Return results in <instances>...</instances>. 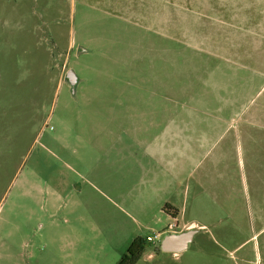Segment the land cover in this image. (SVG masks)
Masks as SVG:
<instances>
[{
  "label": "rangeland",
  "instance_id": "374dc122",
  "mask_svg": "<svg viewBox=\"0 0 264 264\" xmlns=\"http://www.w3.org/2000/svg\"><path fill=\"white\" fill-rule=\"evenodd\" d=\"M127 110L121 129L157 112L204 138L197 190L210 177L230 196L200 201L248 227L264 207V0H0V264L117 263L125 217L80 159L111 144L95 114Z\"/></svg>",
  "mask_w": 264,
  "mask_h": 264
},
{
  "label": "crops",
  "instance_id": "0c3cea01",
  "mask_svg": "<svg viewBox=\"0 0 264 264\" xmlns=\"http://www.w3.org/2000/svg\"><path fill=\"white\" fill-rule=\"evenodd\" d=\"M89 115L93 118V114ZM95 116L97 120L111 121L113 128L106 130L111 131L112 141L106 145L96 139L97 144L89 147L91 151L96 150L97 156L91 164L80 159L81 170L83 181L106 195L111 205L108 212L125 217L122 219L125 233L116 243L117 249L126 250L137 236L160 233V239L153 242V250L147 255L144 252L138 264H264V207L250 210L253 217L247 227L238 217L242 210L205 205L200 201L230 196L229 192L215 190V179L207 177L210 167L204 175L206 190L203 193L197 190L200 178L194 177L192 172L198 165L197 156L204 138L196 143L185 137L177 115L171 116L169 123L168 114L150 112L151 121L140 133L136 124L130 127L128 123L129 127L121 129L118 122L120 118H136L135 111L102 112ZM68 165L74 169L73 165ZM73 187H78V183ZM165 204L177 209L176 216L164 208ZM189 229L196 232L186 249L179 252L161 249L166 233Z\"/></svg>",
  "mask_w": 264,
  "mask_h": 264
},
{
  "label": "water",
  "instance_id": "95a60500",
  "mask_svg": "<svg viewBox=\"0 0 264 264\" xmlns=\"http://www.w3.org/2000/svg\"><path fill=\"white\" fill-rule=\"evenodd\" d=\"M65 81L71 86L73 92H75L78 77L74 69H69L66 72ZM196 230L189 229L184 232H170L166 233L161 240V249L163 251H173L179 252L183 249H186L189 244L193 241V236L195 235Z\"/></svg>",
  "mask_w": 264,
  "mask_h": 264
},
{
  "label": "trees",
  "instance_id": "16d2710c",
  "mask_svg": "<svg viewBox=\"0 0 264 264\" xmlns=\"http://www.w3.org/2000/svg\"><path fill=\"white\" fill-rule=\"evenodd\" d=\"M164 208L169 213L176 216L177 209L171 206V204H165ZM149 242L151 241H149L147 237H143V236L135 237L130 242L127 249L123 252V254L121 255L120 259L117 261L116 264H138ZM158 249H160V246H158Z\"/></svg>",
  "mask_w": 264,
  "mask_h": 264
},
{
  "label": "built area",
  "instance_id": "2783aa9c",
  "mask_svg": "<svg viewBox=\"0 0 264 264\" xmlns=\"http://www.w3.org/2000/svg\"><path fill=\"white\" fill-rule=\"evenodd\" d=\"M160 235V233H157L154 236H147V239L151 242H155L156 240L160 239Z\"/></svg>",
  "mask_w": 264,
  "mask_h": 264
}]
</instances>
